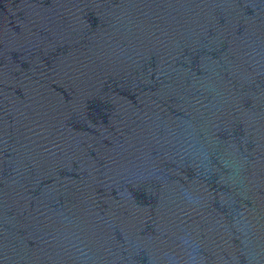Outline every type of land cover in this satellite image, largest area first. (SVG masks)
<instances>
[{
	"label": "water",
	"instance_id": "1",
	"mask_svg": "<svg viewBox=\"0 0 264 264\" xmlns=\"http://www.w3.org/2000/svg\"><path fill=\"white\" fill-rule=\"evenodd\" d=\"M0 264H264V0H0Z\"/></svg>",
	"mask_w": 264,
	"mask_h": 264
}]
</instances>
